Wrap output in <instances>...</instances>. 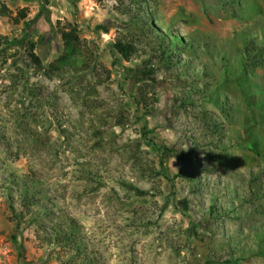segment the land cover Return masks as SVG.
<instances>
[{
    "label": "rangeland",
    "instance_id": "obj_1",
    "mask_svg": "<svg viewBox=\"0 0 264 264\" xmlns=\"http://www.w3.org/2000/svg\"><path fill=\"white\" fill-rule=\"evenodd\" d=\"M248 47L264 0H0V264H264Z\"/></svg>",
    "mask_w": 264,
    "mask_h": 264
},
{
    "label": "trees",
    "instance_id": "obj_2",
    "mask_svg": "<svg viewBox=\"0 0 264 264\" xmlns=\"http://www.w3.org/2000/svg\"><path fill=\"white\" fill-rule=\"evenodd\" d=\"M28 15V8L24 7L22 8L18 14L15 16V20L18 22L21 20V18H25ZM61 32L63 35V38L66 43L67 50L69 51L68 54L63 55L60 60L64 61L66 59H72L73 57H77L81 55L82 52V46H81V37L78 32V29L76 27H63L61 28ZM116 47L118 50L127 58H130L136 51L135 47L133 44L129 42H125L123 40H118L116 42ZM261 51L258 50L257 47H248L247 49V54L249 55V61L251 65H259L262 63L264 56L261 57L258 56L257 53H264V50L260 49ZM29 55L31 57V60L34 62L40 63L41 59L37 52L35 51V46L34 44L31 45ZM20 228V224H18L17 229ZM57 241L58 243H65L67 241H70V239H74L73 233H70L68 231L65 232H57ZM74 244L76 247H78V254H77V259L73 263H68L67 261L65 264H96L97 263V258L95 255H92L89 253V250L86 246H81V242L75 239ZM67 247V246H65Z\"/></svg>",
    "mask_w": 264,
    "mask_h": 264
}]
</instances>
